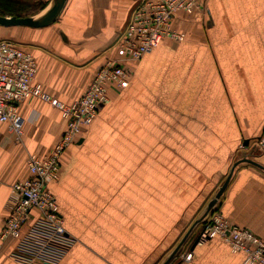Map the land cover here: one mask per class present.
I'll list each match as a JSON object with an SVG mask.
<instances>
[{
	"label": "crops",
	"instance_id": "1",
	"mask_svg": "<svg viewBox=\"0 0 264 264\" xmlns=\"http://www.w3.org/2000/svg\"><path fill=\"white\" fill-rule=\"evenodd\" d=\"M1 1L18 2L29 16L49 0ZM137 2L65 0L47 26L1 27L5 39L32 52L44 91L71 102L117 56L116 40ZM206 5V29L196 25L197 14L179 18L188 40H163L146 53L128 86L109 91L62 154L60 178L49 189L76 242L58 264H163L189 229L166 264H244V254L219 237L193 242L213 192L244 153L239 144L264 140V0ZM18 112L19 140L0 122V230L10 185L28 175L26 157L47 153L64 128L60 112L37 97ZM156 121L164 127L154 136ZM254 159L264 166V150ZM213 207L264 238V170L235 166ZM12 244L3 243L0 264H20L7 254Z\"/></svg>",
	"mask_w": 264,
	"mask_h": 264
},
{
	"label": "built area",
	"instance_id": "2",
	"mask_svg": "<svg viewBox=\"0 0 264 264\" xmlns=\"http://www.w3.org/2000/svg\"><path fill=\"white\" fill-rule=\"evenodd\" d=\"M206 0H138L116 40L117 56L107 59L93 74L82 94L64 102L44 91L36 80L37 61L32 52L11 40H0V122L15 140L23 135L18 104L37 97L60 112L64 128L47 153L26 157L28 175L10 185L7 215L0 230L3 243L12 240L8 256L20 264H57L73 238L49 184L59 180L61 156L77 142L109 100L111 89H125L133 66L163 40L183 41L186 32L179 18L208 15ZM219 237L232 252L244 254V264H264V238L239 227L220 214L204 220L198 240ZM187 253L185 258H190Z\"/></svg>",
	"mask_w": 264,
	"mask_h": 264
},
{
	"label": "water",
	"instance_id": "3",
	"mask_svg": "<svg viewBox=\"0 0 264 264\" xmlns=\"http://www.w3.org/2000/svg\"><path fill=\"white\" fill-rule=\"evenodd\" d=\"M64 3H65V0H49L47 4H45V6H43L37 13L33 15H29V16L1 15L0 14V26H4V27H9V26L44 27V26H47L56 20L60 11L63 8ZM244 145L247 146L248 141L245 140ZM253 151H255L254 147H252L249 152L243 153L239 159L233 162L225 180L222 182V184L217 189L214 197L208 202L204 215L213 207V205L216 203V201L220 198V196L224 192L231 178V175L233 173L235 166H237L240 163H248V164H251L253 166H256L264 170L263 165L258 163L254 158H251V154ZM189 231L190 229L184 234L182 239L179 241V243L174 248L173 252H171L169 257L163 264H166V262H168V260L175 254L178 248L183 244V242L187 238ZM197 241H198V237L193 242V244L196 243Z\"/></svg>",
	"mask_w": 264,
	"mask_h": 264
},
{
	"label": "rangeland",
	"instance_id": "4",
	"mask_svg": "<svg viewBox=\"0 0 264 264\" xmlns=\"http://www.w3.org/2000/svg\"><path fill=\"white\" fill-rule=\"evenodd\" d=\"M208 16H209V13H208V15L207 14H204V15H198V17L199 18H196V17H194L195 18V20L194 21H196V25L198 26V28H200V30H202V29H206V25H207V23H208ZM202 28V29H201ZM3 29H2V27L0 26V40L1 39H5L6 38V34H4L3 33V31H2ZM187 39V34H186V37H185V39L183 40V41H185ZM188 40V39H187ZM160 113V112H159ZM209 115V112H206V113H204V117H207ZM167 116V115H166ZM156 127H157V129H155L154 130V136H156V135H159V133L158 132H160V135H161V131H162V127H164V125L163 126H160V125H158V123H157V121H156ZM155 148L157 147V148H160L161 146H154ZM239 147L241 148V150H243L244 151V153H247V152H249L250 150H251V148L252 147H254L255 148V151H253L252 152V154H251V158H255V156L257 155V154H259L260 152H262L263 150H264V140H263V138L261 137V138H254L253 139V141L252 142H248V145L247 146H245L244 145V143L243 144H239ZM155 165H157V164H159L160 163V161H154L153 162ZM227 176V175H226ZM226 176H225V178H226ZM225 178L224 179H222L221 181L223 182L224 180H225ZM222 183L220 182L218 185L220 186ZM219 186H218V188H219ZM215 193L216 192H213V194H212V196H211V198H213L214 197V195H215ZM214 206V205H213ZM128 211V210H127ZM60 213H61V211H60ZM220 214L223 218H225V219H227V221H229V222H231L227 217H225L224 215H222V213L218 210V209H215V207H212L205 215H203L202 216V219H200V221L196 224L197 226H198V228L200 227V225H201V227H202V225H203V223H204V220H206V219H208V218H210V217H212V215L213 214ZM140 216H138V218H139ZM231 223H233V222H231ZM63 224H64V220H63ZM233 224H235V223H233ZM235 225H237V226H239L238 224H235ZM200 227V228H201ZM239 227H243V226H239ZM246 228V227H245ZM248 229V228H247ZM198 231H200V229L198 230ZM186 232H187V230H186ZM185 232V233H186ZM253 232V231H252ZM184 233V234H185ZM199 233V232H198ZM71 237L73 238V242H72V244H71V246H70V248L72 247V245L76 242V238L74 237V236H72L71 235ZM213 238V237H212ZM186 241V240H185ZM184 241V242H185ZM199 241V240H198ZM183 242V243H184ZM179 243V242H178ZM69 248V249H70ZM107 249V248H106ZM69 251V250H68ZM67 251V252H68ZM66 255V254H65ZM64 255V256H65ZM63 256V257H64ZM62 257V258H63ZM11 258V257H10ZM61 258V259H62ZM61 259L57 262V264L61 261ZM15 261V260H14ZM16 262H18V261H16ZM19 263V262H18Z\"/></svg>",
	"mask_w": 264,
	"mask_h": 264
},
{
	"label": "trees",
	"instance_id": "5",
	"mask_svg": "<svg viewBox=\"0 0 264 264\" xmlns=\"http://www.w3.org/2000/svg\"><path fill=\"white\" fill-rule=\"evenodd\" d=\"M19 4L16 1L8 2L0 0V14L1 15H16V16H24L25 14H21L16 5ZM43 6V5H42Z\"/></svg>",
	"mask_w": 264,
	"mask_h": 264
}]
</instances>
